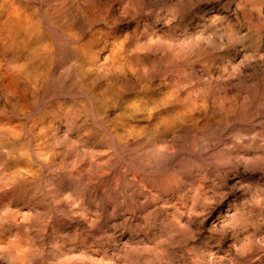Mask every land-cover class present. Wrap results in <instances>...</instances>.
<instances>
[{
    "label": "clouds",
    "instance_id": "9594fccd",
    "mask_svg": "<svg viewBox=\"0 0 264 264\" xmlns=\"http://www.w3.org/2000/svg\"><path fill=\"white\" fill-rule=\"evenodd\" d=\"M0 264H264V0H0Z\"/></svg>",
    "mask_w": 264,
    "mask_h": 264
}]
</instances>
